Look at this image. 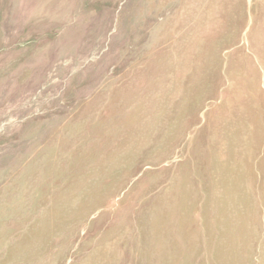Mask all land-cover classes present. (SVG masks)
Segmentation results:
<instances>
[{"label":"rangeland","instance_id":"374dc122","mask_svg":"<svg viewBox=\"0 0 264 264\" xmlns=\"http://www.w3.org/2000/svg\"><path fill=\"white\" fill-rule=\"evenodd\" d=\"M96 263L264 264V0H0V264Z\"/></svg>","mask_w":264,"mask_h":264},{"label":"bare ground","instance_id":"6f19581e","mask_svg":"<svg viewBox=\"0 0 264 264\" xmlns=\"http://www.w3.org/2000/svg\"><path fill=\"white\" fill-rule=\"evenodd\" d=\"M78 185V184H77ZM75 187V186H74ZM256 187V186H255ZM83 188V187H82ZM78 192H79V190H78ZM70 193H71V191H70ZM68 194V193H67ZM76 194V193H75ZM89 195V194H88ZM87 199V198H86ZM60 200V199H59ZM86 207V206H85ZM99 207V206H98ZM83 208V207H82ZM89 208V207H88ZM53 209V208H52ZM74 209V208H73ZM77 211V210H76ZM202 213V212H201ZM69 217V216H68ZM71 218H72V216H71ZM73 219H74V217H73ZM231 219V218H230ZM61 222V221H60ZM74 222V221H73ZM58 224V223H57ZM251 225V224H250ZM47 226V228H48V225H46ZM50 226V225H49ZM63 226V225H62ZM76 227V226H75ZM73 228V227H72ZM246 228V227H245ZM252 228V227H251ZM44 230V229H43ZM59 230V229H58ZM64 231L63 232H65V229H63ZM57 232V231H56ZM61 232V231H60ZM73 232V231H72ZM262 232V231H261ZM59 233V232H58ZM69 234V233H68ZM53 236H54V234H53ZM42 237V236H41ZM65 237V236H64ZM68 237V236H67ZM68 240V239H67ZM233 242V241H232ZM46 246V245H45ZM44 249V248H43ZM261 249V248H260ZM256 252V251H255ZM91 254V253H90ZM26 259H27V257H26ZM25 260V259H24ZM257 260V259H256ZM27 261V260H26ZM29 261V260H28ZM86 261V260H85ZM97 264V263H96ZM259 264V263H258Z\"/></svg>","mask_w":264,"mask_h":264}]
</instances>
